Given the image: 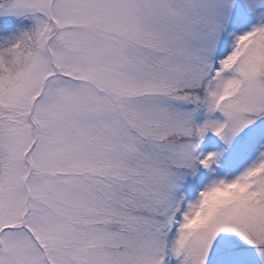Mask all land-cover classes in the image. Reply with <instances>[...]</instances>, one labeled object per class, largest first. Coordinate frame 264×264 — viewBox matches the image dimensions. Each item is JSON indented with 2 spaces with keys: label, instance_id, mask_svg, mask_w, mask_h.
I'll return each mask as SVG.
<instances>
[{
  "label": "snow or ice",
  "instance_id": "1",
  "mask_svg": "<svg viewBox=\"0 0 264 264\" xmlns=\"http://www.w3.org/2000/svg\"><path fill=\"white\" fill-rule=\"evenodd\" d=\"M0 264H264V0H0Z\"/></svg>",
  "mask_w": 264,
  "mask_h": 264
}]
</instances>
